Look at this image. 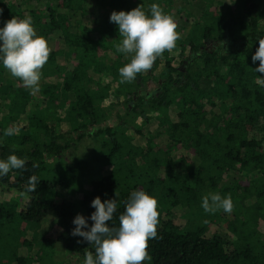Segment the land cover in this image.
Segmentation results:
<instances>
[{"label": "trees", "instance_id": "16d2710c", "mask_svg": "<svg viewBox=\"0 0 264 264\" xmlns=\"http://www.w3.org/2000/svg\"><path fill=\"white\" fill-rule=\"evenodd\" d=\"M152 4L174 18L181 38L150 71L121 84L118 70L131 57L116 51L123 39L118 26L101 23L94 15L122 11L125 0H0V27L13 17H31L38 36L46 38L52 49L41 70L52 82L40 85L37 93L0 65V111L7 119L16 121L31 103L45 116L41 118L39 111L32 115L22 137H0V159L15 154L28 161L25 168L0 178V188L28 196L18 215L14 206L0 204V264H61L51 253L56 245L73 254L94 253V246L72 231L77 214L88 218L95 211L91 202L96 197L102 202L116 199L110 225L119 227L131 195L119 183L126 173L122 168L120 178L103 175L82 189L79 203L67 194L73 181L93 175L84 160L64 157L70 139L89 137L100 144L103 135L108 138L100 144L104 162L160 171L159 188L172 208L182 204L165 183L181 188L188 204L196 200L201 212L202 197L209 192L233 200L231 215L203 214L202 224L193 229L182 230L171 212H165L157 237L148 242L151 264H264V233L258 227L264 222V74L254 72L260 62L253 64L251 59L258 40L264 39V0H145L141 7L149 13ZM225 40L231 41L228 48H207V42ZM151 78L160 82V92L147 104L140 98L132 112L127 107L130 122L123 116L121 125H104L103 103L114 99L109 111L120 100L125 105L135 102L132 95ZM133 117L144 120L142 126H134L142 138L126 151L117 138L133 127ZM62 123H67L65 132L57 131ZM184 150L193 156L191 160L177 157ZM51 160L61 161L62 178L69 181L43 178ZM31 176L40 180L34 192L26 190ZM16 216L19 230L9 228ZM47 220L53 225L37 253L39 247L24 232Z\"/></svg>", "mask_w": 264, "mask_h": 264}, {"label": "clouds", "instance_id": "9594fccd", "mask_svg": "<svg viewBox=\"0 0 264 264\" xmlns=\"http://www.w3.org/2000/svg\"><path fill=\"white\" fill-rule=\"evenodd\" d=\"M149 13L139 6L127 12L113 11L109 17L123 37L116 51L131 57L130 62L118 70L121 84L131 83L138 74L150 71L157 58L165 51L175 49L181 38L174 18L158 4H152ZM258 41L259 47L251 59L253 64L260 62L254 72L264 74V39ZM51 51L47 39L38 36L31 17H13L0 27V65L31 93L40 91L41 70ZM18 132L19 128L11 126L4 130L3 135L10 137ZM27 162L15 154L0 159V178L11 170L25 168ZM39 183L36 176L29 177L26 190L36 191ZM91 207L95 211L90 217L77 214L73 219L72 235L82 237L94 246V253L85 252L83 264H151L148 242L157 237L159 225L158 202L154 197L143 190L131 193L124 213L119 216L118 228L110 225L117 211L115 198L102 202L100 197H96ZM201 207L208 214L218 211L231 214L234 203L230 195L222 197L217 192H209L202 197ZM89 219L93 221L91 226Z\"/></svg>", "mask_w": 264, "mask_h": 264}, {"label": "rangeland", "instance_id": "374dc122", "mask_svg": "<svg viewBox=\"0 0 264 264\" xmlns=\"http://www.w3.org/2000/svg\"><path fill=\"white\" fill-rule=\"evenodd\" d=\"M145 0H125L126 8L123 9L122 11H131L132 9H135L139 6L144 5ZM110 14L107 11H102L99 14L94 15V19L98 20L99 22H104L107 21L109 23ZM114 24V23H111ZM159 73H156L155 76H158ZM52 80L50 79H45L43 76H41V81L40 85H43L45 83H50ZM6 83L3 82L4 86ZM1 87V86H0ZM115 88H113V91ZM114 99H109L105 101L102 105V107L107 110V113L105 114V119L106 120L108 117L111 116V109L108 111V107L110 104L114 103ZM36 103H31L27 109L26 112L21 115L16 121H11L10 119H7L8 116H5L6 113L4 111H0V137H2L4 140L6 139V136L3 135V132L5 129L11 126H15L19 128V132L14 135L15 137H22L26 132H23L24 129H28L30 127V121H31V116L34 114H37L39 111V115L45 117L41 110L43 109H38V111L34 110L33 105ZM147 115H152L153 113L150 110H146ZM65 118L66 112H62ZM126 121L130 122L132 116H125L124 117ZM51 119V118H49ZM133 127H130V130L126 132V136L120 135L117 139L119 142H121L124 145V148L126 151H130L131 147H133L135 144H139L140 139L142 138L140 135H138L135 131V128L137 126H142L144 124V120L141 117H133ZM132 125V124H131ZM134 126H136L134 128ZM116 127V126H115ZM37 128H34L36 130ZM68 130L67 123H62L61 126L57 131L59 132H65ZM108 138L106 136L100 137V142H106ZM166 141V140H165ZM99 142V143H100ZM70 147L68 148L67 152L65 153L64 157H66L67 161L73 160L76 158L82 159L86 162L88 170L93 174L92 176H89L87 178H84L83 182L80 181H73L72 182V189H70L67 193L70 197L75 202H80L81 201V190H87V185H90L94 181H98L103 175H115L116 178H118L122 173L118 172L120 168H122L126 172L123 174L122 178L119 179V183L122 187L123 190H128L133 193L134 191L137 190H143L146 193L149 194V190L151 191L150 196L154 197L157 202H158V211H159V219L163 218L165 216V212L170 211L171 212V218L174 220V224L178 227H181L182 230L185 229H193L197 227L198 225L202 224L203 222V214H208L205 212H201V208L198 207L196 200L195 201H190V204L187 203L189 198L183 197L181 194V188L171 186L168 183L164 184V187L167 190H174L176 191V197L177 199L181 202L182 206H177L172 208L171 207V202H167L168 200L165 199V196L162 194L161 187L159 188V182L158 178L159 176L161 177L162 175L160 174V171L157 173H151L147 172L143 169H141L138 165H132L130 163L120 165L117 162L116 163H105L104 158L105 154L102 152V148L100 144H97L94 139L86 137L84 139H77L76 137H73L69 141ZM166 142H163V145ZM16 147L18 145L14 143ZM187 157L189 160L193 158V156L190 153L183 151L182 154H178L177 157ZM119 159V156L116 160ZM115 160V161H116ZM114 161V162H115ZM61 161H55L51 160L50 162L47 163L46 165V171L48 174L44 176L43 178L52 180L55 182L63 180L64 182L66 179L69 181L68 178L63 179L62 178V171L60 167ZM129 170V172H127ZM117 172V173H116ZM242 177H247L246 174L243 173L241 175ZM231 177V176H229ZM228 177V180H229ZM254 177V176H253ZM120 178V177H119ZM56 179V180H55ZM153 179H157L155 181L154 185L151 183ZM118 180V179H117ZM84 184L85 187H84ZM60 191V189H59ZM60 198V197H58ZM28 200L27 193L21 191V190H9L7 188H0V204H10L14 206L16 214H20L23 206L26 204ZM189 205H193L189 206ZM81 212H83V208L79 207ZM219 212V211H218ZM231 215V214H230ZM233 216H231V219ZM19 218L16 216L14 221L9 222V228H14L15 230H19ZM53 225V222L50 220H47L43 222L40 226H35V227H30L27 229L26 232V238L30 239L33 241L38 247H39V242L43 241V238L45 234L51 229ZM218 227L221 226V223L219 222ZM222 227V226H221ZM262 233H264V222L258 226ZM14 230V231H15ZM227 232V230H226ZM40 249L37 248V253L38 250ZM89 252V251H88ZM53 253V258L56 262H60L61 264H83L84 257L85 255H78V254H73L69 253L67 250H65L61 245H56L55 248L52 250ZM34 256H36V252L33 253ZM49 264V263H48Z\"/></svg>", "mask_w": 264, "mask_h": 264}, {"label": "flooded vegetation", "instance_id": "af4514ba", "mask_svg": "<svg viewBox=\"0 0 264 264\" xmlns=\"http://www.w3.org/2000/svg\"><path fill=\"white\" fill-rule=\"evenodd\" d=\"M231 43L230 40H225V41H211L207 42V48H214L216 50H220L221 48H228L229 44ZM236 45V44H234ZM161 86L160 82L154 81L153 78H151L149 81L146 83L141 84L140 88L136 93L132 95L134 98L135 102H128V104L125 105L123 100H120L114 105V108L111 109V116L108 117L104 122V125H110V126H118L124 123L123 116H127V107H129V110L132 112L133 107L135 106V103L140 102V98L144 97L147 99L145 101V104H147L148 99L154 97L157 92H160ZM89 133L93 132L92 127L91 129L88 130Z\"/></svg>", "mask_w": 264, "mask_h": 264}]
</instances>
